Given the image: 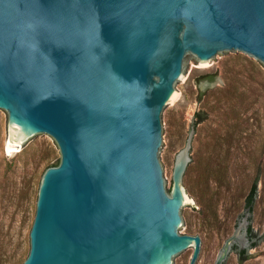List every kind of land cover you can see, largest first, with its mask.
I'll list each match as a JSON object with an SVG mask.
<instances>
[{"label":"water","instance_id":"1","mask_svg":"<svg viewBox=\"0 0 264 264\" xmlns=\"http://www.w3.org/2000/svg\"><path fill=\"white\" fill-rule=\"evenodd\" d=\"M241 53L264 66V0H0V116L7 144L51 137L23 264H189L208 254L187 229L193 124L173 184L166 114L191 57ZM247 206L215 264L250 247ZM201 249L204 252L200 255Z\"/></svg>","mask_w":264,"mask_h":264},{"label":"rangeland","instance_id":"2","mask_svg":"<svg viewBox=\"0 0 264 264\" xmlns=\"http://www.w3.org/2000/svg\"><path fill=\"white\" fill-rule=\"evenodd\" d=\"M209 76H213L212 82ZM177 91L179 100L164 122L169 143L161 164L168 172V192L176 157L196 121L195 115L210 113V120L196 128L190 154L196 153V161L187 181L190 204L183 235L200 236L208 252L203 264H215L225 241L234 234L258 179L249 225L250 247L244 253L235 247L225 264H264V66L241 53L218 59L211 67L191 57L188 79ZM201 92H207L202 99ZM214 93L226 96L225 103L219 105ZM7 122V114L0 116L1 154L8 158L11 168L5 177L6 164L0 165V264H8L16 249L14 262L22 264L30 252L42 176L48 167L59 164L61 155L50 136L33 144L28 141L19 151L6 155ZM216 134L224 147L220 161L213 163L208 158ZM23 181H29L27 197L23 196ZM193 252L180 257L176 264H189ZM203 252L201 249L200 255ZM196 264H200L199 259Z\"/></svg>","mask_w":264,"mask_h":264},{"label":"trees","instance_id":"3","mask_svg":"<svg viewBox=\"0 0 264 264\" xmlns=\"http://www.w3.org/2000/svg\"><path fill=\"white\" fill-rule=\"evenodd\" d=\"M209 79L212 82L213 81V76H209ZM235 91L238 92V88L237 87L235 88ZM207 92H201L200 99H202L204 96H206ZM214 94L216 96V93H214ZM216 98H217V102H218L219 105H222L223 103H225L224 101H226V96H224V95L216 96ZM227 99H229V98H227ZM195 118H196V121H195L194 125L197 128L198 125L204 124V123H206V122H208L210 120L209 119L210 118V113H208L206 111L205 112H199V113H197L195 115ZM213 141L214 142L211 145V147H212V155L209 156L208 159L212 160L213 163H214L216 161H220L219 159H220V157H221V155L223 153V147L224 146H223V143H222L223 140L220 138V136H217V134H216V136H214ZM3 162L6 164L5 168L3 169L4 170L3 176L7 177L10 174V171H11L10 161H8L7 157H3V154H1V149H0V165H2ZM50 167H53V166H50ZM211 169H209V171H208L209 173H210ZM257 183H258V179H255V181L253 183V186L251 188L250 194H249L248 199H247V206H251V210L253 208L254 200H255V197H256V194H257ZM28 185H29V181H25L24 182L25 191H23V196L24 197H27V195H28V191H26ZM5 245H7V244H5ZM241 253H244V251H242ZM16 254H17V249H16V251H14L12 256L7 261L8 264H21V262L20 263L19 262H14L15 259H16Z\"/></svg>","mask_w":264,"mask_h":264},{"label":"bare ground","instance_id":"4","mask_svg":"<svg viewBox=\"0 0 264 264\" xmlns=\"http://www.w3.org/2000/svg\"><path fill=\"white\" fill-rule=\"evenodd\" d=\"M18 148H20V146L14 144L12 142V138H11L10 141L8 142V144H7V153H8V155H11V154H13L16 151H19Z\"/></svg>","mask_w":264,"mask_h":264}]
</instances>
